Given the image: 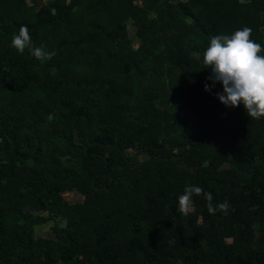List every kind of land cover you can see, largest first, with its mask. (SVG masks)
<instances>
[{"label":"trees","instance_id":"16d2710c","mask_svg":"<svg viewBox=\"0 0 264 264\" xmlns=\"http://www.w3.org/2000/svg\"><path fill=\"white\" fill-rule=\"evenodd\" d=\"M244 26L264 0H0V264H264V117L204 88Z\"/></svg>","mask_w":264,"mask_h":264},{"label":"clouds","instance_id":"9594fccd","mask_svg":"<svg viewBox=\"0 0 264 264\" xmlns=\"http://www.w3.org/2000/svg\"><path fill=\"white\" fill-rule=\"evenodd\" d=\"M11 46L20 54L28 49L38 60H49L55 54L46 51V46H35L27 25H21L18 34L11 39ZM203 68H210L211 75L207 78L212 85L205 84V91L219 82L222 92L215 95L225 106L243 105L247 115L252 119L264 117V46L252 39V29L244 26L231 34L215 35L203 52ZM193 195L203 196L209 214L217 211L225 215L229 211V201L214 204L211 192L202 187L186 185L183 193L178 196V211L188 215L193 208Z\"/></svg>","mask_w":264,"mask_h":264},{"label":"rangeland","instance_id":"374dc122","mask_svg":"<svg viewBox=\"0 0 264 264\" xmlns=\"http://www.w3.org/2000/svg\"><path fill=\"white\" fill-rule=\"evenodd\" d=\"M129 32L132 34V33L134 32V28L129 27ZM133 45H134L135 47H137V46L139 45V40H138L137 38H134V40H133ZM72 197H73V196H72ZM72 197L70 196V198H72ZM76 198H77V200L82 201V198H81V197L77 196ZM51 225H52V223L49 222V223H47V224H45V225L40 226L39 228H37V230H36V232H35L36 235H37V236H39V235H43V236L48 235V234H49V232H48V228H50Z\"/></svg>","mask_w":264,"mask_h":264}]
</instances>
